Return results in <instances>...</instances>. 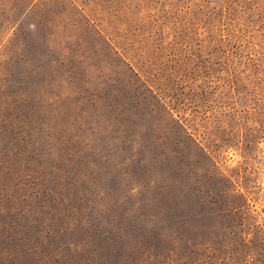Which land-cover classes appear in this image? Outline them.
Returning <instances> with one entry per match:
<instances>
[{"label": "rangeland", "instance_id": "1", "mask_svg": "<svg viewBox=\"0 0 264 264\" xmlns=\"http://www.w3.org/2000/svg\"><path fill=\"white\" fill-rule=\"evenodd\" d=\"M0 264H264V0H0Z\"/></svg>", "mask_w": 264, "mask_h": 264}]
</instances>
